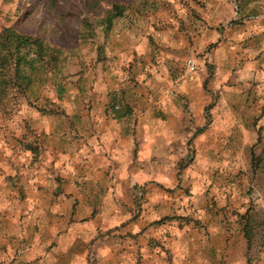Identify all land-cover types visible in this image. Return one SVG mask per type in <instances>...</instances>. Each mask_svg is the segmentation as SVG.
<instances>
[{
	"label": "crops",
	"instance_id": "crops-1",
	"mask_svg": "<svg viewBox=\"0 0 264 264\" xmlns=\"http://www.w3.org/2000/svg\"><path fill=\"white\" fill-rule=\"evenodd\" d=\"M181 1L186 5L180 6ZM159 2L166 7L142 20L118 23L95 54L84 91L69 89L61 115L44 117L55 122L53 135L59 137L50 153L49 135L39 133L36 170L20 172L14 187L12 174L0 169V264H264V197L244 202L238 188L235 206L229 197L220 204L209 195L215 180L198 192L197 176L189 174L191 169L203 175L208 169L203 164L210 161L216 164L210 179L222 176L223 163L238 164L240 152L248 151L250 163L258 143L256 129L247 131L226 97L216 93V78L202 66L183 73L186 57L181 53L192 58L215 43L220 23L236 19L238 0ZM166 93L174 94L168 97L171 105L157 106L153 101ZM170 106L175 112L166 111ZM169 129L178 138L168 136ZM97 130V141L113 131L130 133L135 147L132 164L121 169L112 160L106 169H97L109 183L92 192L90 181L82 185L72 173L54 167V153L65 145L74 146L71 156H83L84 147L95 151L88 140ZM108 145L115 148V140ZM144 145L148 154L138 168ZM228 146L234 148L230 153L223 151ZM179 149L184 154L166 174L160 171L157 165ZM48 155L53 160L45 165ZM74 168L85 174L83 164ZM141 172L147 178L141 179ZM138 188H144L142 200ZM101 192L111 194L107 203Z\"/></svg>",
	"mask_w": 264,
	"mask_h": 264
},
{
	"label": "rangeland",
	"instance_id": "rangeland-1",
	"mask_svg": "<svg viewBox=\"0 0 264 264\" xmlns=\"http://www.w3.org/2000/svg\"><path fill=\"white\" fill-rule=\"evenodd\" d=\"M114 3L126 7L124 16L115 19L111 27L97 23L95 20L102 18ZM179 5L186 4L181 1ZM160 6L166 4L159 0H0V34L4 28L12 27L61 48L57 64L34 62L31 67L22 66L30 78L26 91L11 89L0 100V164L5 167L0 169H9L12 174L9 181L14 187L18 185L20 172L36 170L42 135H37L33 123L61 115L62 100L69 89L84 91V77L94 65L98 46L106 42L118 23L124 26L133 17L140 20L143 15L147 17L148 13L159 11ZM236 6V19L220 23L215 43L195 52L192 59L197 70L202 66L211 78L218 80L216 93L226 97L228 105L247 125V131L253 126L258 133V143L252 147V161L247 162V149L244 153L247 157L239 153L238 164L224 162L222 172L224 184L244 191L240 194L244 202L257 203L264 197V0H238ZM181 54L186 57V63L190 59L188 52ZM239 135L241 140V131ZM232 149L228 146L223 151L230 153ZM6 152L12 156H5ZM203 165L215 172L214 162ZM56 184L61 186L63 182L57 179ZM137 190L142 200L144 188ZM190 195L186 193L187 197ZM254 247L257 249L259 244Z\"/></svg>",
	"mask_w": 264,
	"mask_h": 264
},
{
	"label": "clouds",
	"instance_id": "clouds-1",
	"mask_svg": "<svg viewBox=\"0 0 264 264\" xmlns=\"http://www.w3.org/2000/svg\"><path fill=\"white\" fill-rule=\"evenodd\" d=\"M103 2V0H102ZM155 93H153L154 95ZM169 95L174 94H165V98L163 100L159 101H153L157 106H160L162 104H169L171 105V100L168 99ZM148 99L151 101L152 97L149 96ZM166 111L175 112L174 107H169L166 109ZM33 115H37L33 113ZM264 122V121H262ZM36 129L37 135L41 131L47 133L49 135V146L48 150L51 153L53 151V148H55L56 140H58L59 134L53 135L55 130V122L51 123L48 119L40 118L37 122L33 123L32 125ZM93 127H96L98 129V126L93 125ZM19 131L16 132V135H19ZM100 135V131L97 130L96 133L91 137V139L88 140V144L91 148L95 149V151L90 152L88 147L81 148V153H84L83 156H81L79 153H77L76 156H71V153L75 151V148L73 145H65L64 151H61L59 148H56L54 155L57 157L55 161L54 167L60 169V171L65 173H72L74 178L80 179L83 185V181H90V184L88 185V190L92 192L98 191L101 185H106L109 183L106 181L101 171H97V169H106L107 165L112 162V160H116L120 163L121 169L126 167L128 164L133 163V158L131 155L132 148L135 147L131 134L129 133L127 136H119L116 134L115 131L111 132L109 135L102 136L100 141H97L96 136ZM168 136L173 138H178L175 135V130L169 129ZM185 138L187 134H184ZM87 138V136L85 137ZM31 139V137H29ZM115 140V148L110 149L108 142L110 140ZM205 140V137L201 136L200 141L203 142ZM123 141V142H122ZM143 149L141 151L140 160L136 163V167H140L141 164L144 161V158L147 156V146L144 145ZM171 151V150H169ZM107 152L108 155L104 156V153ZM153 153H155V149H153ZM184 154L183 149H179L175 154L166 157L157 167L160 171L163 173H167L169 168L172 167V162L178 158L180 155ZM28 153H25V156H27ZM5 156H12L11 152H6ZM96 158V162H92V158ZM12 159L15 161L16 157L13 156ZM23 159V157L21 158ZM53 160V155H48L46 159H44L43 163L45 165L49 164L50 161ZM77 164H83L84 166V175L79 174V169H75L74 166ZM61 165L64 167L61 168ZM149 167H153V165H149ZM9 169L6 168V172ZM117 171V170H113ZM221 172H223V168H221ZM212 168L209 167L206 172L203 175H200L196 172H192L191 169L189 170V174L197 176V179L200 184V188L198 189V192H202L203 188H206L210 183H213V180H215V183L213 184L212 190L209 193L210 196H215V198L218 200L220 204L226 203L225 197H229V202L232 206H235V199H232V197H238V189H235L231 186H228L223 183V177H211ZM140 178L144 179L147 178L143 172L140 173ZM152 178H156L153 176ZM160 179H167V175H160ZM73 191L79 192L80 189H70ZM101 201L103 203H107L110 199L111 194L110 193H99ZM31 205H29L30 207ZM107 211H112V209H108ZM107 211L104 214L105 221L107 220ZM118 211V210H117ZM15 231V229H13ZM7 236L4 238V243H7ZM10 256V253H9Z\"/></svg>",
	"mask_w": 264,
	"mask_h": 264
},
{
	"label": "trees",
	"instance_id": "trees-1",
	"mask_svg": "<svg viewBox=\"0 0 264 264\" xmlns=\"http://www.w3.org/2000/svg\"><path fill=\"white\" fill-rule=\"evenodd\" d=\"M126 7L114 3L104 16L95 21L111 27L115 19L124 16ZM88 27L90 22H88ZM87 22L84 23V26ZM101 46H98V50ZM61 48L52 45L39 37L17 32L12 27L4 28L0 34V100L6 97L11 89L17 88L25 92L30 81L22 71V66L31 67L34 62L52 66L60 60Z\"/></svg>",
	"mask_w": 264,
	"mask_h": 264
},
{
	"label": "built area",
	"instance_id": "built-area-1",
	"mask_svg": "<svg viewBox=\"0 0 264 264\" xmlns=\"http://www.w3.org/2000/svg\"><path fill=\"white\" fill-rule=\"evenodd\" d=\"M197 70V63L194 59L190 58L186 61L185 72L191 74Z\"/></svg>",
	"mask_w": 264,
	"mask_h": 264
}]
</instances>
